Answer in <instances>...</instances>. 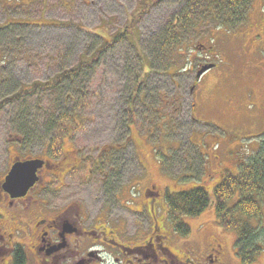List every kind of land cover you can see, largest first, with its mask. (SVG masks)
I'll return each instance as SVG.
<instances>
[{
	"label": "rangeland",
	"instance_id": "1",
	"mask_svg": "<svg viewBox=\"0 0 264 264\" xmlns=\"http://www.w3.org/2000/svg\"><path fill=\"white\" fill-rule=\"evenodd\" d=\"M153 2L0 0V176L12 159H43L50 146L56 151L52 163H60L55 174L75 192L66 195L96 212L103 204L101 176L83 182L90 165L84 161V170L81 167L77 173L80 186L74 185L61 175L66 166L61 164V150L71 157L70 149L76 147L78 157L85 155L90 161L103 145L129 138L133 147L128 145L122 159L117 156L122 172L109 184L116 183L112 192L119 199L114 213L130 227L133 217L119 206L130 209L142 204L141 194L151 185L166 195L160 206L167 217V194L202 188L211 200L224 173L236 174L240 160L264 148V0H253L242 29L214 32L208 23L194 34L183 32L181 44L169 53L162 46L161 29L175 23L178 5L176 0H161L149 9ZM127 32L132 46L119 40L72 81L4 102L32 86L56 83L52 79L92 61L102 41L110 44ZM213 61L216 67L191 92L198 68ZM131 93L133 115L128 120L126 102ZM47 117L60 123L67 119L73 133L67 124L65 136L57 138L60 130L47 129ZM135 155L142 165H137ZM107 198L112 199V193ZM237 199L228 206L234 207ZM261 203L258 218H242L262 243L251 262L239 261L235 221L220 226L212 203L197 215L174 216V222L190 227L191 235H182L181 240L188 239L194 247L201 249L210 238L216 239L224 264H264Z\"/></svg>",
	"mask_w": 264,
	"mask_h": 264
},
{
	"label": "flooded vegetation",
	"instance_id": "2",
	"mask_svg": "<svg viewBox=\"0 0 264 264\" xmlns=\"http://www.w3.org/2000/svg\"><path fill=\"white\" fill-rule=\"evenodd\" d=\"M129 144L133 147L128 138L119 144L107 143L97 149L98 155L90 161L85 155L79 158L80 149L74 146L71 157H66L64 148L61 150V164H66L61 175L74 181V185L80 186L77 173L81 167L84 170V161L90 165L83 182L101 176L99 194L103 204L95 205L99 207L96 212L66 195L75 192L58 179L54 169L60 163L53 164L47 150L36 183L24 196L11 197L3 189L4 178L15 162L29 157L12 159L0 176V264H224L222 246L216 239L210 238L201 249L192 246L188 239L181 240L182 235H191L190 227L182 223L187 230L178 232L176 222L169 221L160 206L166 195L159 194L153 185L141 194L142 204L138 202L130 209L119 206L133 217L130 227L126 219L114 213V203L119 199L112 192L116 183H109L122 172L115 160L117 156L122 159ZM133 151L135 154L134 148ZM136 161L142 165L137 156ZM54 179L59 186H54ZM62 193L63 201L57 202ZM111 193L112 199L107 198Z\"/></svg>",
	"mask_w": 264,
	"mask_h": 264
},
{
	"label": "trees",
	"instance_id": "3",
	"mask_svg": "<svg viewBox=\"0 0 264 264\" xmlns=\"http://www.w3.org/2000/svg\"><path fill=\"white\" fill-rule=\"evenodd\" d=\"M158 2H161V0H154L149 9L154 7ZM176 2L178 8L176 10L177 14H174L177 16L174 17L175 23L172 21L170 25L161 29L164 33L160 35V40H164L162 46L167 53L170 52L172 47H177L181 44L184 38V36L181 35L183 32L184 35L189 32L194 34L197 29L204 28L208 23L215 30L214 32H236L242 29L249 19L253 0H176ZM208 33L211 34V31ZM130 34L127 32L122 34L119 38L116 36L117 38H113L110 44L106 41H102V46L100 45L93 54L92 61L81 63L75 69L62 73L61 79L59 77L55 79L56 81L52 79V82L56 83L44 86H32L30 89L24 90L10 99L4 100V102H13L20 98H26L34 93L41 92L42 88H47L45 90H48L51 87L58 86L59 83L64 80L69 81L71 78L77 77L83 69L95 63V60L97 61L101 54L107 49H110L111 46L119 40H125L129 46H132L130 41L127 40V36H130ZM189 38L190 37L187 36V39ZM167 48L169 49L167 50ZM64 76L67 78H64ZM131 96L132 93L129 95L126 102L128 120H130L133 115L131 109L133 99ZM1 106L2 104H0V107ZM47 119L49 125L47 129L52 128L53 130H60L58 131L57 138L65 136L67 124L70 126V135L73 133L74 126L72 128L67 119H64V121L62 120L61 123L52 118L47 117ZM126 122L128 121L126 120ZM24 129L27 130V128ZM70 135H68L67 138H70ZM54 144H56V142H54ZM47 151L48 155L51 157L56 153L50 146ZM227 179L229 183H223ZM237 197L238 199L235 206L230 208L228 206L229 203ZM166 202L169 209L168 217L173 222L174 216L177 219L178 216L182 215H197L212 203L215 211L214 213L217 217V223L220 226H230L232 223L230 219L235 221L236 230L238 232L235 243V253L239 261L251 262L254 260L256 254L260 252V244L262 243L258 240L256 230H254L252 226H249L242 218L244 217L246 220L251 219V217L258 218V203L262 202L261 204H264V148L261 146L258 151L240 160L239 163H237L236 174L224 173L221 182L214 187V194L211 200L204 189L194 188L189 191L167 194ZM219 219L221 221H219ZM185 229L187 230L184 224L177 223V230L180 234L184 233Z\"/></svg>",
	"mask_w": 264,
	"mask_h": 264
},
{
	"label": "water",
	"instance_id": "4",
	"mask_svg": "<svg viewBox=\"0 0 264 264\" xmlns=\"http://www.w3.org/2000/svg\"><path fill=\"white\" fill-rule=\"evenodd\" d=\"M214 65L203 66L196 74L199 79L202 74L213 68ZM44 165V161L40 159H28L15 162L3 183V189L11 195V197H22L36 183L38 177L37 172Z\"/></svg>",
	"mask_w": 264,
	"mask_h": 264
}]
</instances>
